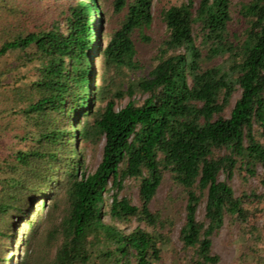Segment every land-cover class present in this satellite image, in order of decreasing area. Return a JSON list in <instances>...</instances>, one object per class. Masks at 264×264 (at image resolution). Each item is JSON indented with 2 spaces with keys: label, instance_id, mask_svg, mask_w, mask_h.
Instances as JSON below:
<instances>
[{
  "label": "trees",
  "instance_id": "trees-1",
  "mask_svg": "<svg viewBox=\"0 0 264 264\" xmlns=\"http://www.w3.org/2000/svg\"><path fill=\"white\" fill-rule=\"evenodd\" d=\"M259 167L264 0L158 16L153 0H0V264H162L171 251L172 264H219L226 218H247L244 198L264 212V191L231 185L239 172L264 189ZM167 176L185 199L180 251L175 220L152 209ZM131 182L137 203L121 194Z\"/></svg>",
  "mask_w": 264,
  "mask_h": 264
},
{
  "label": "rangeland",
  "instance_id": "rangeland-1",
  "mask_svg": "<svg viewBox=\"0 0 264 264\" xmlns=\"http://www.w3.org/2000/svg\"><path fill=\"white\" fill-rule=\"evenodd\" d=\"M238 0H235L237 2ZM184 0H153L156 16L159 15L163 8L173 5H180ZM105 22L104 31L109 32L115 27L117 16L114 15L111 3L104 7ZM165 32V27L161 25L157 19L152 30L148 35L154 40H160ZM153 53L150 47H141V54L144 58H149ZM12 60V59H11ZM234 98L233 102L237 99ZM127 103V101L125 102ZM103 151L101 144L95 151L87 150L86 169L88 173L95 171L98 167ZM257 174L264 176V169L259 167ZM231 185L235 191V195L244 198L245 194H262L264 189L260 184L259 178L246 179L239 172L233 177ZM122 195H130L134 202L138 201V192L134 183H128L127 187L121 193ZM245 199V207L249 210V215L245 219H239L235 223H231L228 218L225 220L223 228L214 238V252L221 257L219 264H252V255H256L263 259L264 264V212L263 205L254 201L250 205L247 198ZM185 199L181 194V190L175 187L169 176L166 177L163 185L159 188L156 199L152 203L153 211H160L165 217L175 220V228L173 230L172 240L177 251H180L182 244L178 241L179 232L184 225L185 219ZM204 207H200L198 219H203ZM107 219V218H106ZM245 229V234L242 231ZM174 253L166 252L165 259L162 264H172L175 261ZM182 264L185 262V255H180ZM186 264V263H185Z\"/></svg>",
  "mask_w": 264,
  "mask_h": 264
}]
</instances>
